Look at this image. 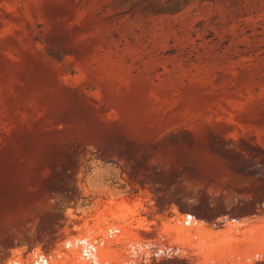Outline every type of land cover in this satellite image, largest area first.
Wrapping results in <instances>:
<instances>
[{"label": "rangeland", "instance_id": "374dc122", "mask_svg": "<svg viewBox=\"0 0 264 264\" xmlns=\"http://www.w3.org/2000/svg\"><path fill=\"white\" fill-rule=\"evenodd\" d=\"M166 2L0 0V264H221L192 227L264 220V0Z\"/></svg>", "mask_w": 264, "mask_h": 264}, {"label": "crops", "instance_id": "0c3cea01", "mask_svg": "<svg viewBox=\"0 0 264 264\" xmlns=\"http://www.w3.org/2000/svg\"><path fill=\"white\" fill-rule=\"evenodd\" d=\"M192 231L201 235L197 240L203 243L205 251H215L210 257L219 254L221 264H252L256 258H260L255 257L251 251L257 244L264 243L263 219L224 224L215 230L210 227L194 226Z\"/></svg>", "mask_w": 264, "mask_h": 264}, {"label": "trees", "instance_id": "16d2710c", "mask_svg": "<svg viewBox=\"0 0 264 264\" xmlns=\"http://www.w3.org/2000/svg\"><path fill=\"white\" fill-rule=\"evenodd\" d=\"M194 1L197 0H167L164 5H159L157 7H152V5H149L148 7H145L144 10H150L155 14L177 13L181 11L185 6L193 3Z\"/></svg>", "mask_w": 264, "mask_h": 264}]
</instances>
